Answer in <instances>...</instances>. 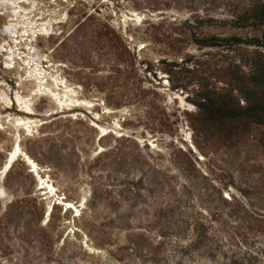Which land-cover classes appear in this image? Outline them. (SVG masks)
<instances>
[{
	"label": "rangeland",
	"instance_id": "obj_1",
	"mask_svg": "<svg viewBox=\"0 0 264 264\" xmlns=\"http://www.w3.org/2000/svg\"><path fill=\"white\" fill-rule=\"evenodd\" d=\"M146 3L0 0V171L15 140L18 152L33 161L29 164L16 155L0 179V218L16 201H22L28 215L0 227V259H66L75 264L242 261V250L224 240L217 251L228 252L227 258L181 251L178 244H186L188 236L178 241L175 234L158 248L160 217L170 215L176 206L168 189L178 184L173 153L189 151L217 184L232 183L223 188L225 196L238 188L247 201L260 205L264 146L259 139L264 145V125L253 131V137L244 136L235 144L219 142L210 152L195 146L187 113L195 111L192 93L199 79L209 81V71L192 64L188 56L202 50L182 38L169 46L159 35L174 17L184 19L187 12L150 9ZM221 12L227 15L223 6L216 14ZM218 31L242 37L247 33L226 22ZM116 36L135 57L138 93L115 76L110 46L97 40ZM178 46L181 50L174 54ZM10 50L15 56L7 67ZM177 83L185 88H172ZM19 101L27 113L16 105ZM160 118L166 125L157 124ZM129 152L139 162H129ZM128 183L139 196L122 191ZM94 187L100 194L91 201ZM191 198L195 209L203 204ZM133 233L141 234L152 255L145 257L128 247ZM40 236L44 244L34 241ZM231 251L234 256L229 257ZM248 262L264 264V259L242 263Z\"/></svg>",
	"mask_w": 264,
	"mask_h": 264
},
{
	"label": "trees",
	"instance_id": "obj_2",
	"mask_svg": "<svg viewBox=\"0 0 264 264\" xmlns=\"http://www.w3.org/2000/svg\"><path fill=\"white\" fill-rule=\"evenodd\" d=\"M146 4L150 9L172 7L187 12L184 19L174 17L168 29L159 35L167 40L169 46H172V41L182 38V41L202 50L201 54L188 56L192 64L204 65L209 71V81L199 79L195 85L198 87L192 93L191 103L195 111L187 113L195 146L201 152H210L219 142L235 144L244 136L253 137V131L264 125V0H148ZM222 6L227 15L221 16L222 12L216 14ZM223 22L231 27L245 28L246 35L222 34L218 30ZM172 35L180 38H173ZM97 40L110 46L111 67L115 76L127 82L131 91L138 93L133 73L135 57L127 45L117 36L98 37ZM179 50L180 46L175 47L174 54H178ZM238 51L243 52L244 59L239 57ZM171 65L175 63L171 62ZM172 88L184 89L185 86L177 83ZM157 124L166 125V121L160 118ZM259 143L264 146L261 139ZM128 156L129 162H139L133 152H129ZM171 162L178 172V184L174 187L169 185L168 189L175 197L176 206L170 215L160 217L162 224L158 236L162 241L158 248H163L169 236L175 234L178 241L182 236H188L186 244H178L181 251H198L208 257L218 253L227 258L228 252L217 251L218 242L224 240L230 247L242 250L239 264L244 259H264V200L260 201V205H253L238 188L225 196L223 188L233 184H217L200 170L189 151L178 149L173 153ZM124 190L135 198L139 196V190L134 189L133 183H128L127 187L125 184ZM98 194L96 187L92 188L90 200L95 201ZM191 197L203 204L195 209ZM21 202L16 201L9 206L0 218V227L23 215L28 217L25 206L19 204ZM37 221L40 223V218ZM40 239L41 236L34 241L44 244V240ZM21 241L29 243L26 239L21 238ZM127 245L142 256L152 255L141 234L129 235ZM1 247L0 244V254L3 253ZM230 254L229 257L234 256L233 251ZM0 264L75 263L66 259L1 258Z\"/></svg>",
	"mask_w": 264,
	"mask_h": 264
},
{
	"label": "bare ground",
	"instance_id": "obj_3",
	"mask_svg": "<svg viewBox=\"0 0 264 264\" xmlns=\"http://www.w3.org/2000/svg\"><path fill=\"white\" fill-rule=\"evenodd\" d=\"M13 29H15V34H17V27L16 26H12V30ZM5 32V31H4ZM5 35H9L10 37L12 36V33H11V31L10 32H8V31H6L5 33H4ZM14 36V35H13ZM6 37V36H5ZM8 39H9V37H8ZM11 40V39H10ZM11 44V43H10ZM1 49V48H0ZM8 53V57H7V59L5 60L6 61V66L7 67H10V66H8L9 65V60H12V58H14V56H15V52L13 51V50H10L9 52H7ZM5 66V65H4ZM7 70V69H6ZM40 82V81H39ZM19 108H20V110L21 111H23V112H25V113H27V111H28V108H26L25 107V104L24 103H22L21 101H19L17 104H16ZM15 144H17L18 145V143H17V141L15 140V142H14V144H13V147H12V149L8 152V154H7V158L8 159H6V161H5V163H4V167H3V170L2 171H0L1 173H0V179L2 178V176H3V173L9 168V166H10V164H11V162L14 160V158H15V156L16 155H21V156H23L22 154H21V152L19 153L18 152V148H16L15 147ZM23 158L29 163V164H33V161H31L30 162V159L29 158H26L25 156H23ZM33 166V165H32ZM1 188V187H0ZM2 195H3V193H2V191H1V189H0V197H2ZM64 204L65 205H67L68 204V207H71L69 204H72V203H70V202H64ZM49 211V210H48ZM47 211V212H48ZM46 212V213H47ZM44 215H45V213H44Z\"/></svg>",
	"mask_w": 264,
	"mask_h": 264
}]
</instances>
